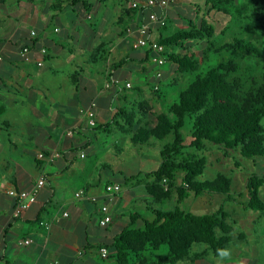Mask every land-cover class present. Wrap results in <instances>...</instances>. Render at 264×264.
<instances>
[{
    "label": "trees",
    "instance_id": "trees-1",
    "mask_svg": "<svg viewBox=\"0 0 264 264\" xmlns=\"http://www.w3.org/2000/svg\"><path fill=\"white\" fill-rule=\"evenodd\" d=\"M211 1L215 9L224 13L231 5L230 0ZM61 2L72 7L81 5L86 11L92 9L89 0H61ZM262 2L264 0H258L256 5L232 4L236 21L255 19ZM53 8L59 9L58 6ZM151 12L159 13L160 10L157 8L141 10L133 6L127 10L128 17L131 18L132 14L135 16L138 13L143 19L141 24L133 26L134 30L147 25ZM170 20L171 16L168 14L166 25L156 28L168 30ZM119 21H122V18ZM157 40L166 47L164 53L166 63H170L171 67L174 66L176 74L180 77L189 78L188 84L170 106L169 113L159 114L141 106L140 110L147 116L150 115L152 119L149 118L144 125L136 127L134 113H128L124 108H117L118 112L115 113L112 121L95 126V129L108 132L111 123L123 115L127 123L137 129L131 139L134 145H146L152 138L166 142L160 151L161 164L147 175L153 180L145 189L156 202L175 200L177 207L169 211L148 208L153 215L152 220H146L139 213L132 214L128 225L114 231L111 242L104 241L93 247L99 251L101 258H103L100 253L102 248L108 250L107 258L110 257L111 252L114 253L119 264H177L189 257L195 244H204L206 248L201 253L193 254L192 264L209 253L218 257L216 250L227 248L231 242L229 236L231 228L226 222L229 214L220 208L212 214L197 215L179 207L191 196L199 197L205 194L224 195L225 201H237L231 194L232 180L226 175H218L213 181L198 180L208 164L204 155L207 143L221 146L226 157L229 155L228 151L234 150L249 159L264 157V47L261 46L264 43L262 40L240 34L232 36L229 40L224 38L216 40L214 27L208 21H202L199 25L179 29L170 34H163L160 31ZM202 42L205 43V48L196 53L192 52V47L197 44L201 46ZM99 47L102 45L100 44ZM99 47L96 50V58L100 55ZM102 53L110 55L109 52L107 54L102 51ZM149 62L154 64L151 51L133 47L121 61L113 64L111 72L131 66L132 63L144 65ZM255 66L257 73L253 74ZM196 71L200 72L191 78ZM161 80L158 82L160 83ZM176 82L179 80L176 79ZM76 84L78 91L79 79L76 80ZM156 87L158 89V86ZM188 120L191 122L192 141L187 145L183 130ZM178 174L182 175L181 184L177 182ZM121 181L117 179L107 181L104 190L108 184H125L128 178L124 177ZM263 186L264 177L251 175L246 186L249 199L246 203H240L248 210L264 213V200L260 195ZM97 201L91 202L97 203ZM111 224L103 228L108 233ZM164 248L166 249L164 255L155 257V254Z\"/></svg>",
    "mask_w": 264,
    "mask_h": 264
},
{
    "label": "crops",
    "instance_id": "crops-1",
    "mask_svg": "<svg viewBox=\"0 0 264 264\" xmlns=\"http://www.w3.org/2000/svg\"><path fill=\"white\" fill-rule=\"evenodd\" d=\"M185 1L192 2L175 0L170 13L184 7ZM59 13L64 16L61 18ZM139 16L136 13L132 18L133 26L142 23ZM84 17L83 6L72 7L61 0H0V29L10 31L7 37L0 35V117L3 118L0 122V264H93L100 256L93 247L111 239L110 233L99 230L103 228L98 223L99 208L107 203L104 185L103 189L92 185L99 181L87 178L85 187L76 189L71 196L66 181L71 164L68 155L78 149L80 154H86V148H91L92 139H96L94 133L91 138L86 137L89 136L86 130L91 127L87 112L92 104H95L96 126L107 124L111 120V88L120 87L135 76H145V66L138 63L111 72L113 64L118 63L114 62L103 73L94 69L87 75H82L81 69L61 83L64 90L61 97L52 95L45 87L46 76L41 69L47 61L65 52L59 38L63 32L59 24L66 18L74 23ZM56 29L59 31L55 32ZM31 31H36V36H31ZM79 31L80 28H70L66 38L73 40ZM160 31L153 27L151 32L157 39ZM25 48L29 49L26 55ZM43 49L47 50L46 54H42ZM70 53L73 57L72 50ZM109 54L108 62L112 58ZM39 62L43 65L38 66ZM57 72V69L52 71ZM102 75L110 80L104 86L98 82ZM77 79L80 80L78 91ZM40 154L45 158L40 159ZM54 155L58 156L52 158ZM40 178L46 183L37 201L19 218H14L16 198L8 191H30ZM80 191L85 196L78 199L76 193ZM91 196L98 198L97 203L89 200ZM109 206L111 214L118 208ZM23 239L30 240V245L21 246L19 241Z\"/></svg>",
    "mask_w": 264,
    "mask_h": 264
},
{
    "label": "rangeland",
    "instance_id": "rangeland-1",
    "mask_svg": "<svg viewBox=\"0 0 264 264\" xmlns=\"http://www.w3.org/2000/svg\"><path fill=\"white\" fill-rule=\"evenodd\" d=\"M90 2L94 4V7L89 11L84 10L85 17L82 20L71 23V19L66 18L65 21H61L59 25L63 32L59 38L60 41H63L65 52L60 54L59 58L56 57L47 61L44 68L41 69V72L46 76L44 80L46 89L57 97L64 94L60 85L67 76L74 74L75 71H81V69L84 70L82 75H87L94 69L99 72L102 71V73L105 72L110 63L112 65L114 62H119L125 54L130 53L136 40L132 25V17L134 16L133 14L131 18L127 16V10L132 7L134 0H90ZM229 2L231 5L224 13L215 9L211 0L185 1L184 7L175 13H170L171 10L168 9L171 16L169 28L168 30H161V32L170 34L179 29H188L192 25H199L202 21H208L214 27V39L216 40L219 38L229 40L232 36L240 34L252 39H261L264 43V2L259 7L258 16L244 22L236 21L232 4L256 5L258 0H234V3L233 0H230ZM21 8L22 10L25 9L23 5ZM7 12H9L8 8ZM59 16L62 18L64 13H59ZM120 18L122 21H119ZM24 27L28 28L26 25ZM74 27L80 28V33L73 40L67 39V31ZM53 31L54 28H51V32ZM9 32V30L0 29V35L3 37H7ZM122 40H125L123 44ZM100 44L102 45L98 50L100 55L95 59L96 50ZM261 46L264 47V44ZM202 48H205L203 42L201 46L197 44L194 48L192 47V52L196 53ZM70 50L73 51V57ZM102 51L107 54L111 52L110 62H108L109 56L104 55ZM134 64L132 63L131 66L134 67ZM143 66H145V76L142 74L135 76L129 82L122 83L120 87L111 88L110 121L118 112L117 108H124L128 113H134L136 127L144 125L145 122L149 121V118L152 119L150 115L147 116L140 110L141 106L148 108V111L152 109V112L159 114L169 113L170 106L177 100L180 91L189 82V78H182L176 74L175 67H171L170 63L159 67L149 62ZM53 69H57L59 72L53 74ZM139 69L141 70L143 67L140 66ZM157 71H161L163 74L160 83L154 75ZM198 72L200 71L192 74L191 78ZM252 73H257L256 66ZM176 79L179 82H176ZM109 81L108 77L103 75L98 79L99 84L103 86ZM128 83L131 84V87L127 86ZM156 86L158 89H155ZM123 117V115L119 116L111 123L108 132L89 127L86 130L89 136L86 137L91 138V133L96 136V139H92V147L86 148L85 158L80 157L81 149H78L77 152H71L68 155L71 164H68L69 168L66 171V181L70 184L71 196L74 195L76 189L85 187V179L87 178L99 181V184L94 182L92 185H98L102 189L103 185L110 179L121 181L124 177L128 178L125 184H121L122 192L109 204L118 207L112 214V224L109 227L111 237L114 231L128 225L132 214L139 213L146 220H152L153 215L148 208L169 211L177 207L175 200L163 203L156 202L155 198L150 196L145 189L146 185L153 180L147 175L161 164L160 151L166 142L152 138L146 145H134L131 139L137 129L132 128ZM147 117L148 119H146ZM2 120L3 118L0 117V122ZM187 123L183 133L186 137L185 144L188 145L191 143L192 137L191 122L188 120ZM228 153L229 155L226 157L221 146L207 143L204 155L208 164L204 174L198 180L202 182L213 181L218 175H226L232 180L231 194L237 201H225L224 195L205 194L199 197L191 196L179 207L186 212L197 215L212 214L222 208L229 214L226 222L231 228L229 233L231 242L227 248L231 250L232 254L231 259L224 261L223 264H264V213L248 210L241 204L246 203L249 199L246 188L249 177L253 174L264 177V157L249 159L243 157L236 150L228 151ZM177 182L178 184L182 183L181 174L177 175ZM260 195L264 200V186L260 190ZM99 230L106 232L105 229L99 228ZM205 248L204 244L193 245L189 257L177 264H192L193 254L201 253ZM95 250L97 251V249ZM165 252L166 249L164 248L161 252L156 253L155 257L164 255ZM93 264H119V262L114 253L111 252L109 258H101L98 255ZM194 264H220V260L219 257L209 253L200 257Z\"/></svg>",
    "mask_w": 264,
    "mask_h": 264
},
{
    "label": "built area",
    "instance_id": "built-area-1",
    "mask_svg": "<svg viewBox=\"0 0 264 264\" xmlns=\"http://www.w3.org/2000/svg\"><path fill=\"white\" fill-rule=\"evenodd\" d=\"M175 0H145L144 2H134L133 7L141 10H150L157 8L160 10L159 13L157 12H151L149 15V21L148 24L145 26H141L137 28V30H134V34H136V40L133 44V47L138 49V48H144L146 50L151 51L152 53V62L161 67L164 66L167 62L166 57L164 53L166 52V47L163 46L151 33L150 29L153 27H163L166 25L167 22V17H168V9L171 7V4ZM59 30L56 29L55 32H58ZM36 31H31V36H36ZM132 34V33H130ZM29 49L25 48L23 50V54L26 55L28 53ZM42 54H46L47 50L43 49L41 50ZM43 62H39L38 66H42ZM155 77L157 80H161L163 77V74L161 71H157L155 74ZM128 87H131V84H127ZM109 86H107L108 88ZM157 89V87H156ZM94 106L95 104H92V108H90L87 112V116L89 119V126L95 127L96 126V121L94 120L95 118V112H94ZM71 134V132H69ZM58 155H54L52 158L57 157ZM81 158H85L86 154L81 153L80 154ZM40 159H44V155L40 154L39 155ZM45 179L40 178L37 184L30 190V191H16V190H9L8 194L10 196H13L16 198V204L14 207L13 211V217L14 218H19L22 213L29 209V207L34 204L37 201V196L39 194V191L45 186ZM123 188L120 184L118 183H113V184H108L106 186V189L104 190V195L105 199L107 200V203L101 205L99 208V226L104 228L107 227L109 224L112 223V214L110 210L109 203L112 202L118 194L122 192ZM85 196L84 191H80L76 193V198L81 199ZM91 201H97V198L95 196H91L89 198ZM65 217L68 216L67 213L63 214ZM46 227L48 228V224H45ZM31 241L30 240H20L19 244L21 246H28L30 245ZM2 251V244L0 243V252ZM101 256L103 258H107L109 255V252L106 248H102L101 251Z\"/></svg>",
    "mask_w": 264,
    "mask_h": 264
},
{
    "label": "clouds",
    "instance_id": "clouds-1",
    "mask_svg": "<svg viewBox=\"0 0 264 264\" xmlns=\"http://www.w3.org/2000/svg\"><path fill=\"white\" fill-rule=\"evenodd\" d=\"M217 255L220 260V264H223L224 261L230 260L231 259V250L228 248H219L216 250Z\"/></svg>",
    "mask_w": 264,
    "mask_h": 264
}]
</instances>
